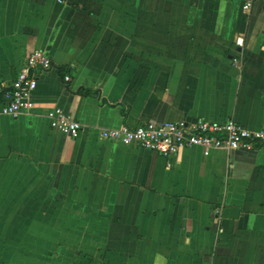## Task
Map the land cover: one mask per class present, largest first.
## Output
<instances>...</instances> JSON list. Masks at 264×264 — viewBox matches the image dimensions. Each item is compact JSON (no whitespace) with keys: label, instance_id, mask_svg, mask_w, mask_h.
Masks as SVG:
<instances>
[{"label":"crops","instance_id":"obj_1","mask_svg":"<svg viewBox=\"0 0 264 264\" xmlns=\"http://www.w3.org/2000/svg\"><path fill=\"white\" fill-rule=\"evenodd\" d=\"M241 1L0 0V81L34 50L53 63L32 110L0 115V264H264V147L165 159L101 138L197 119L261 130L264 0ZM55 108L77 136L50 128Z\"/></svg>","mask_w":264,"mask_h":264},{"label":"built area","instance_id":"obj_2","mask_svg":"<svg viewBox=\"0 0 264 264\" xmlns=\"http://www.w3.org/2000/svg\"><path fill=\"white\" fill-rule=\"evenodd\" d=\"M258 0H242L241 12L248 14ZM236 47L243 46V38L234 40ZM239 64L238 57L232 59ZM53 63L42 51L30 52L15 79L10 83L0 81V115L16 119L34 107L33 92L37 87L38 76L51 70ZM64 83L70 81L69 75L63 76ZM51 129L75 137L81 130V124L60 109L55 108L46 113ZM101 138L125 146L136 145L144 150L154 152L165 159L178 155L186 148H199L203 156L213 150L226 153L235 150L255 151L264 147V127L251 131L233 120L210 122L197 119L193 122H144L136 127L123 125L101 131Z\"/></svg>","mask_w":264,"mask_h":264},{"label":"trees","instance_id":"obj_3","mask_svg":"<svg viewBox=\"0 0 264 264\" xmlns=\"http://www.w3.org/2000/svg\"><path fill=\"white\" fill-rule=\"evenodd\" d=\"M58 71H59L60 76H62V77H63V76L65 75V73H66L64 68H60ZM87 93H88V91H86V92H81L82 95H85V94H87Z\"/></svg>","mask_w":264,"mask_h":264}]
</instances>
